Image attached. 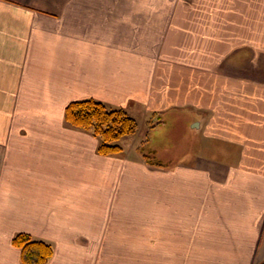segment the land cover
<instances>
[{"label": "crops", "instance_id": "obj_1", "mask_svg": "<svg viewBox=\"0 0 264 264\" xmlns=\"http://www.w3.org/2000/svg\"><path fill=\"white\" fill-rule=\"evenodd\" d=\"M80 100L190 112L202 154L99 155ZM18 233L47 264L263 262L264 0H0V264Z\"/></svg>", "mask_w": 264, "mask_h": 264}, {"label": "trees", "instance_id": "obj_2", "mask_svg": "<svg viewBox=\"0 0 264 264\" xmlns=\"http://www.w3.org/2000/svg\"><path fill=\"white\" fill-rule=\"evenodd\" d=\"M150 117H155L154 113ZM64 122L77 130L90 133L98 141L96 152L102 156H118L122 152L119 143L135 135L138 130L136 119L123 108H112L94 100L69 103L64 109ZM151 126L150 128H152ZM150 168L168 169L147 156H142ZM11 243L19 250L21 264H47L53 256L50 244L33 239L25 233L13 236Z\"/></svg>", "mask_w": 264, "mask_h": 264}, {"label": "rangeland", "instance_id": "obj_3", "mask_svg": "<svg viewBox=\"0 0 264 264\" xmlns=\"http://www.w3.org/2000/svg\"><path fill=\"white\" fill-rule=\"evenodd\" d=\"M189 113L179 118L168 111L146 119L134 116L138 130L134 136L119 143L122 152L118 157L143 160L142 156H147L168 167L176 163H192L202 151L197 152V123Z\"/></svg>", "mask_w": 264, "mask_h": 264}, {"label": "water", "instance_id": "obj_4", "mask_svg": "<svg viewBox=\"0 0 264 264\" xmlns=\"http://www.w3.org/2000/svg\"><path fill=\"white\" fill-rule=\"evenodd\" d=\"M195 127H197V125H195ZM260 264H264V261H263V262H261Z\"/></svg>", "mask_w": 264, "mask_h": 264}]
</instances>
